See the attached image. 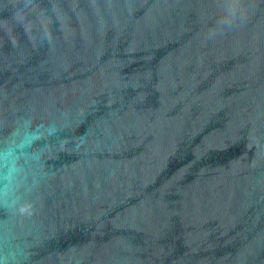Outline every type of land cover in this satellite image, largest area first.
<instances>
[{"label": "water", "instance_id": "water-1", "mask_svg": "<svg viewBox=\"0 0 264 264\" xmlns=\"http://www.w3.org/2000/svg\"><path fill=\"white\" fill-rule=\"evenodd\" d=\"M0 264H264V0H0Z\"/></svg>", "mask_w": 264, "mask_h": 264}]
</instances>
